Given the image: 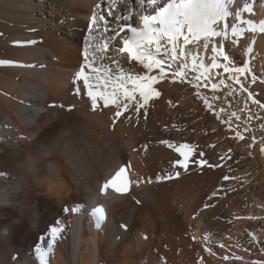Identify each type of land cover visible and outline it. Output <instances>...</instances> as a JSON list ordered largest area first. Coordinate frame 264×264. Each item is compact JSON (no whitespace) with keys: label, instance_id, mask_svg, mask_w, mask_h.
Returning <instances> with one entry per match:
<instances>
[{"label":"bare ground","instance_id":"6f19581e","mask_svg":"<svg viewBox=\"0 0 264 264\" xmlns=\"http://www.w3.org/2000/svg\"><path fill=\"white\" fill-rule=\"evenodd\" d=\"M255 1L254 11L242 18L258 26L264 0ZM244 3L236 0L233 8ZM133 5L140 26L141 0H123L116 16L127 15ZM94 10L116 27L107 0H0V60L25 65H0V264H39L33 245L55 219L64 230L48 264H252L254 254H264L257 242L260 230L235 229L242 220H257L249 221L252 205L262 202L264 209V33L245 31L237 44L222 45L231 66L247 63L257 77L255 82L241 77L243 91L231 80L216 92L211 81L194 90L170 82L169 73L154 85L159 98L138 117L130 110L113 130L114 110H91L87 96L76 94L83 82L74 84L86 63L84 39ZM114 43L109 55L125 71H144L117 51L119 39ZM200 56L210 60L212 52L201 49ZM219 71L223 79L227 74ZM189 72L191 79L196 73ZM68 106L74 107L68 111ZM181 145L208 163H190L188 170L174 166ZM243 161L256 175L249 192L234 181L243 179V171L237 176ZM121 163L131 165L133 181L144 182L126 194L101 196L100 180ZM156 176L172 178L157 182ZM108 196V219L95 229L89 206ZM243 197L256 203L251 200L246 210ZM77 203L85 204L81 212L64 211Z\"/></svg>","mask_w":264,"mask_h":264},{"label":"snow or ice","instance_id":"6c2138e0","mask_svg":"<svg viewBox=\"0 0 264 264\" xmlns=\"http://www.w3.org/2000/svg\"><path fill=\"white\" fill-rule=\"evenodd\" d=\"M131 3V0H129ZM109 15L116 21V27L112 28L109 20L104 14H98L95 10L89 22V34L84 39V58L86 63L76 71L74 84L83 82V90L76 88L77 95H86L90 108L96 110H114L112 117L113 130L120 119L125 117L132 110L137 117L150 101L159 98L160 93L154 87L155 84L164 80L171 74L172 83L189 84L194 90L208 86L211 81V90L216 92L219 85L231 80L240 85L243 91L246 87L241 77H251L255 82L257 77L252 73L249 64L242 67H233L230 58L223 51L222 45L229 40L233 45L238 43L239 37L245 31L251 33H264V19L257 26L252 19H243L242 13H252L254 6L246 2L242 6L233 5L236 0H141L140 26L128 23L135 16V6L129 9L127 15L116 16V11L121 8L123 0H107ZM98 8V5L96 6ZM151 10V11H150ZM99 15V18H97ZM234 22L229 23V19ZM247 25V28L244 27ZM102 29V31H101ZM112 35H108L109 32ZM125 33V36H121ZM119 39L122 46L117 47L120 54H127L129 61L144 70L140 73L125 71L119 62L109 55L110 49L116 47L115 41ZM20 44L21 42H17ZM34 44L36 41H28ZM211 51L210 60L200 56V51ZM252 48H246V54L251 53ZM107 61V62H106ZM0 65H15V62L0 60ZM25 66V65H15ZM35 67V65H26ZM175 66V67H174ZM196 73L189 78L190 72ZM215 79L213 77V70ZM222 69L224 74L221 78ZM154 70H156L154 74ZM86 72L90 74H86ZM219 81V84L215 82ZM251 95L249 99H251ZM207 107L211 108L206 98H202ZM259 103L258 101H253ZM57 107V105H50ZM58 107L65 108L64 105ZM74 106H68L66 110L71 111ZM260 107H264L261 104ZM235 115V113H233ZM129 120L131 116L127 117ZM239 119V117H236ZM239 136L240 133L237 132ZM135 151V149H133ZM179 153L174 166L188 170L190 163L196 166H204L208 163L205 159H197L192 155V149L187 145H181L176 149ZM264 151V148H262ZM203 156V153L198 154ZM209 167L213 165L208 164ZM131 165L121 163L114 173L106 179L100 188L102 195L111 189L117 193L129 191V185L144 182L142 179L130 181L129 172ZM179 176V171L176 173ZM171 176H156L157 182L171 179ZM229 177H224L227 180ZM152 183V179L147 180ZM139 203V201H137ZM85 206L74 205L70 209L65 207L64 211L72 213L81 212ZM207 207V205H206ZM90 216L98 229L106 221V211L103 206H96L91 209ZM254 218V217H251ZM121 227H126L121 225ZM63 222L57 220L55 226H50L48 231V242L46 247L39 244L35 246V257L39 264H48L52 255L53 245L60 238L63 232ZM252 239L255 240L254 234ZM44 237L42 236L41 239ZM210 236L205 235L204 240L208 241ZM220 247H225L220 243ZM206 251L211 252L207 247ZM234 259H241L236 256ZM223 259H229L225 256ZM252 264H264L262 260H254Z\"/></svg>","mask_w":264,"mask_h":264},{"label":"rangeland","instance_id":"374dc122","mask_svg":"<svg viewBox=\"0 0 264 264\" xmlns=\"http://www.w3.org/2000/svg\"><path fill=\"white\" fill-rule=\"evenodd\" d=\"M136 18H137V17L135 16V17H134V24H133L134 26H137V25H138V24H137V19H136ZM80 68H81V67H80ZM241 163H242V166H241V168H240V167L238 168L239 171H237V172H239V173H238L237 176H239L240 172L243 171L244 173L242 172V173H241L242 175L240 174L241 176H243V177H242L243 179H241V178L239 177L240 179H239V178H238V179H234V181H235V180H238L239 182L242 181L243 184L241 183V185H240V186H242V189H243V188H244L245 190L247 189V191H248V189H249V191H250L251 187H253V185H256V184H257V182H255V181L253 182V180L255 179V176H256V175H255V174L253 175L254 170H252V169H253V168H252V165H251L249 162L243 161V162H241ZM245 163L247 164V166H246ZM243 164H244V166H243ZM240 169H241V170H240ZM245 172H246V174H245ZM243 174H245V175H243ZM244 176H245L246 178H244ZM247 177H248V178L250 177V180H247ZM244 179H245V180H244ZM244 181H245V182H244ZM247 185H248V186H247ZM244 186H245L246 188H245ZM218 189H219V187H216V190H218ZM240 189H241V188H239L238 190H240ZM242 189H241V190H242ZM249 191H248V192H249ZM250 197H251V196H250ZM244 200H245L246 202H247L248 200H249V201L247 202V204H245L246 202H245ZM251 200L254 201L253 197H252V199H249V198H247V197H246V199H245V197H243V199H242V206H243L244 209L249 210V207H251V205L254 204L253 202H250ZM254 202H255V201H254ZM255 203H256V202H255ZM261 203H262V202H260V203L257 202V204L252 205V208H250V210H249V212H250V211H251V212H250V213L248 212V214H251V213H252L251 216H253V217L255 216L256 218H255V217H254V218L257 219V220L255 221V220H253L254 218H251L249 221L253 220V221L256 222V223H254V222H253V223H252V222H249V223H248V220H247V219L250 217V216L248 215V217L246 216L247 218L245 219V220H247V221H246L247 223H246V222H243V220H242V221H241L242 224H240V222H239V228H237V227H238V226H237V227H236L237 230L235 229V231H242L243 229H244L245 231H246V229H247V231H254V230L259 231V230H260V234H261V235L259 234L260 236H259V235L257 236V242H258L259 247H261V250H262V249H264V223L262 222L263 220L261 221L262 217H260L261 219L258 217V214L260 213L259 216H261V215L263 214V218H264V213H263V212H264V209H263V206H262L263 203H262V204H261ZM245 205H246L247 207H246ZM259 205H260V207H259ZM244 206H245V207H244ZM65 207H66V206H65ZM258 207H259V208H258ZM251 209H252V210H251ZM261 210H262V211H261ZM257 213H258V214H257ZM261 213H262V214H261ZM253 214H254V215H253ZM256 214H257V216H256ZM243 217H244V216H243ZM243 217H242V218H243ZM258 218H259V219H258ZM243 219H244V218H243ZM245 220H244V221H245ZM258 220H259V221H258ZM243 223H245L246 225L243 224ZM257 223H258V224H257ZM262 223H263V224H262ZM52 224H53V223H52ZM248 224H249V226H248ZM250 224H251V225H250ZM253 224H255V225H254L255 227H253ZM241 225H244V226L241 227ZM250 226H251L252 228H249ZM261 237H262V238H261ZM235 238H236V237H235ZM261 240H262V241H261ZM262 247H263V248H262ZM263 251H264V250H263ZM257 255H258V256H257ZM260 255H261V256H260ZM249 256H251V255H249ZM262 256H263V257H262ZM254 257L256 258V259L253 258L254 260H262V261H264V254H263L262 252H261V253L259 252V254H254ZM246 261H247V263L245 262L246 264H251L249 260H246ZM252 261H253V260H252ZM252 261H251V262H252ZM164 262L166 263L167 261L165 260ZM245 263H242V264H245Z\"/></svg>","mask_w":264,"mask_h":264}]
</instances>
